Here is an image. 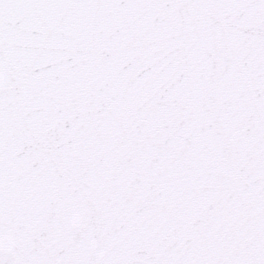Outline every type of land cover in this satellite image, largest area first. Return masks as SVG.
<instances>
[{
    "label": "snow or ice",
    "instance_id": "snow-or-ice-1",
    "mask_svg": "<svg viewBox=\"0 0 264 264\" xmlns=\"http://www.w3.org/2000/svg\"><path fill=\"white\" fill-rule=\"evenodd\" d=\"M0 264H264V0H0Z\"/></svg>",
    "mask_w": 264,
    "mask_h": 264
}]
</instances>
